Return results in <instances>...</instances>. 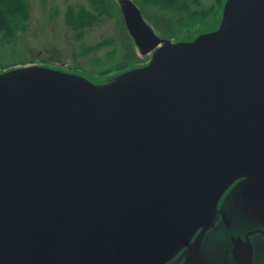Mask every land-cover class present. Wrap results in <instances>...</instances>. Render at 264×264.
<instances>
[{
    "label": "water",
    "instance_id": "95a60500",
    "mask_svg": "<svg viewBox=\"0 0 264 264\" xmlns=\"http://www.w3.org/2000/svg\"><path fill=\"white\" fill-rule=\"evenodd\" d=\"M116 1L147 64L0 70V264H252L264 0H226L217 29L181 41Z\"/></svg>",
    "mask_w": 264,
    "mask_h": 264
},
{
    "label": "rangeland",
    "instance_id": "374dc122",
    "mask_svg": "<svg viewBox=\"0 0 264 264\" xmlns=\"http://www.w3.org/2000/svg\"><path fill=\"white\" fill-rule=\"evenodd\" d=\"M135 2V0H133ZM138 1V0H137ZM209 7L213 0H202ZM30 20L8 43L0 39V70L23 65L61 66L94 80L105 81L123 71L147 64L130 37L116 0H26ZM161 38L181 40L189 29L176 24L168 11L137 5ZM84 8L92 23L78 30L67 24V10ZM65 70V69H64Z\"/></svg>",
    "mask_w": 264,
    "mask_h": 264
},
{
    "label": "trees",
    "instance_id": "16d2710c",
    "mask_svg": "<svg viewBox=\"0 0 264 264\" xmlns=\"http://www.w3.org/2000/svg\"><path fill=\"white\" fill-rule=\"evenodd\" d=\"M225 1L213 0L209 7L204 6L202 0H135V3L170 12L176 18V24L189 29V35L181 40H193L199 34L218 28ZM92 15L84 8L76 10L70 7L66 14L67 24L78 30L92 23ZM29 20L30 7L26 0H0V39L12 43L26 29Z\"/></svg>",
    "mask_w": 264,
    "mask_h": 264
},
{
    "label": "flooded vegetation",
    "instance_id": "af4514ba",
    "mask_svg": "<svg viewBox=\"0 0 264 264\" xmlns=\"http://www.w3.org/2000/svg\"><path fill=\"white\" fill-rule=\"evenodd\" d=\"M251 239L253 241L255 254V259L252 264H264V235H254Z\"/></svg>",
    "mask_w": 264,
    "mask_h": 264
}]
</instances>
